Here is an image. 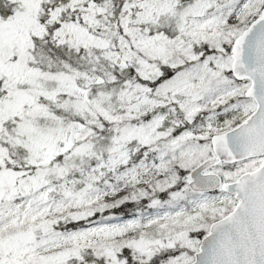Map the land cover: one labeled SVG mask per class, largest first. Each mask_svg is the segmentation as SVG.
<instances>
[{
  "label": "snow or ice",
  "instance_id": "6c2138e0",
  "mask_svg": "<svg viewBox=\"0 0 264 264\" xmlns=\"http://www.w3.org/2000/svg\"><path fill=\"white\" fill-rule=\"evenodd\" d=\"M0 264H264V0H0Z\"/></svg>",
  "mask_w": 264,
  "mask_h": 264
}]
</instances>
